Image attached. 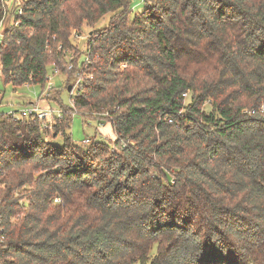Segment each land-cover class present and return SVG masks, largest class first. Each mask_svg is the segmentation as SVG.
<instances>
[{
  "label": "trees",
  "instance_id": "obj_1",
  "mask_svg": "<svg viewBox=\"0 0 264 264\" xmlns=\"http://www.w3.org/2000/svg\"><path fill=\"white\" fill-rule=\"evenodd\" d=\"M144 4L21 0L4 30L3 83L44 89L48 67L72 74L73 33L110 15L62 119L44 129L0 114L1 264H177L185 242L199 264H264V0ZM73 110L114 140L74 143ZM141 186L161 197L136 214L159 219L134 236L125 189Z\"/></svg>",
  "mask_w": 264,
  "mask_h": 264
},
{
  "label": "rangeland",
  "instance_id": "obj_2",
  "mask_svg": "<svg viewBox=\"0 0 264 264\" xmlns=\"http://www.w3.org/2000/svg\"><path fill=\"white\" fill-rule=\"evenodd\" d=\"M1 2V0H0ZM15 2V0H14ZM17 3L20 5L21 0H17ZM133 12H140L144 8V3L141 0H133ZM110 15L104 16L99 23L92 29L86 25H83L81 33L72 35L70 41L72 43L73 49L67 52L66 60L69 61L70 58L74 60V66L71 71V75L54 73L51 67H48V79L52 84L53 88L51 89L57 98L59 95V102H46L45 96L42 95L43 92L47 89V83L45 84L44 89H41L39 86H27L13 88L10 84H4L2 76L0 74V114L7 112H19L24 108H30L33 104H38L39 107H48L49 109L58 111L60 109V104L64 107H72V98L75 96L76 92L73 90L70 92L67 91L65 87L73 85L76 82V79L81 77L82 79L86 78V75L80 72L82 65L81 61L84 59L86 43L91 32L94 29H99L105 27L109 22ZM8 21V19H7ZM5 23V22H4ZM3 30V27L0 26V32ZM1 41V37H0ZM78 68H80L78 70ZM79 73V76L77 75ZM72 96V97H71ZM71 117L70 127L67 131L72 141L83 147L88 144L85 143L86 140L96 138L101 142H108L114 140L113 131L110 125L97 124V121L83 117L78 112L75 111ZM109 124V123H107ZM104 126V127H103ZM99 132V133H98ZM47 140H51V136L47 137ZM52 142L57 145H62L61 135H57Z\"/></svg>",
  "mask_w": 264,
  "mask_h": 264
},
{
  "label": "built area",
  "instance_id": "obj_3",
  "mask_svg": "<svg viewBox=\"0 0 264 264\" xmlns=\"http://www.w3.org/2000/svg\"><path fill=\"white\" fill-rule=\"evenodd\" d=\"M150 0H141L142 3L149 2ZM0 11L2 13V17L0 18V26L3 27V30L0 32V45L3 40V32L7 27L11 26H16L18 25V22L15 21V17L17 15H21L22 10L20 8V5L17 3V0H1L0 2ZM8 19V21H7ZM5 22V23H4ZM76 35V33H73V35ZM67 56V52H66ZM65 56V58H66ZM72 58L69 59L68 61V70L73 69V64L71 63ZM79 76V73H77ZM81 82H83V79L81 77L76 79V82L73 84L71 91L77 92V89L79 88ZM47 89L45 92L42 93V95L45 96V94L49 93L51 89L53 88L52 84L49 82V79L47 78ZM70 91V93H71ZM72 97V96H71ZM71 116L75 113V110L71 111ZM8 116H11L13 120L15 121H24V120H37L42 123V128H47V124H51L54 119H62L63 113L61 110H52L49 109L48 107H39L38 104H33L32 107L30 108H24L20 110L19 112H7L6 113ZM85 143H88V140L85 141ZM4 242V236H3V231L2 228L0 227V245ZM1 264V263H0Z\"/></svg>",
  "mask_w": 264,
  "mask_h": 264
},
{
  "label": "clouds",
  "instance_id": "obj_4",
  "mask_svg": "<svg viewBox=\"0 0 264 264\" xmlns=\"http://www.w3.org/2000/svg\"><path fill=\"white\" fill-rule=\"evenodd\" d=\"M261 39H264V35L261 36ZM259 43V41H258ZM127 196L125 199L127 200V211L130 214L128 227L134 236H140L144 233H150L154 228L156 221L159 219L155 215V211L150 212L147 216L137 215L135 209L137 205L142 204L147 201L148 198L154 197L159 199L161 197V193L154 191V189L149 188L147 186L138 187L135 192H132L128 189H125ZM215 217H209L204 221L205 225H209ZM177 225L184 224L183 220H177ZM190 242H185L183 249L177 255V264H199L200 256L202 255V249H191L189 250L188 244ZM167 264V262H165Z\"/></svg>",
  "mask_w": 264,
  "mask_h": 264
},
{
  "label": "water",
  "instance_id": "obj_5",
  "mask_svg": "<svg viewBox=\"0 0 264 264\" xmlns=\"http://www.w3.org/2000/svg\"><path fill=\"white\" fill-rule=\"evenodd\" d=\"M71 89H72V88H71V86H69V87H68V92H70V91H71Z\"/></svg>",
  "mask_w": 264,
  "mask_h": 264
},
{
  "label": "crops",
  "instance_id": "obj_6",
  "mask_svg": "<svg viewBox=\"0 0 264 264\" xmlns=\"http://www.w3.org/2000/svg\"><path fill=\"white\" fill-rule=\"evenodd\" d=\"M99 133V132H98Z\"/></svg>",
  "mask_w": 264,
  "mask_h": 264
}]
</instances>
